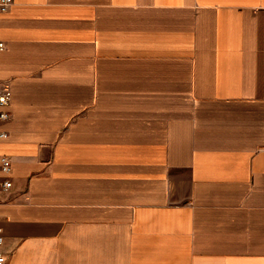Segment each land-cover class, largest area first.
Instances as JSON below:
<instances>
[{
	"label": "crops",
	"instance_id": "obj_1",
	"mask_svg": "<svg viewBox=\"0 0 264 264\" xmlns=\"http://www.w3.org/2000/svg\"><path fill=\"white\" fill-rule=\"evenodd\" d=\"M0 39L7 264H264V0H14Z\"/></svg>",
	"mask_w": 264,
	"mask_h": 264
},
{
	"label": "built area",
	"instance_id": "obj_2",
	"mask_svg": "<svg viewBox=\"0 0 264 264\" xmlns=\"http://www.w3.org/2000/svg\"><path fill=\"white\" fill-rule=\"evenodd\" d=\"M14 0H0V15L7 14L12 6ZM6 49V44L0 39V53ZM12 103V90L8 83L0 81V108L4 110L0 112L1 120H8L11 118V113L8 111ZM8 135L3 133L0 137H7ZM12 160L8 156H0V171L4 174H10L12 172ZM12 181L9 179L4 183V190L9 191L12 188ZM5 245V237L2 228H0V264L8 263V256L3 252Z\"/></svg>",
	"mask_w": 264,
	"mask_h": 264
}]
</instances>
